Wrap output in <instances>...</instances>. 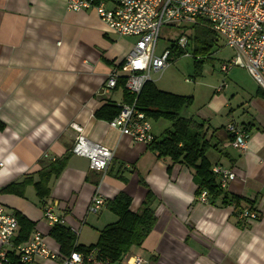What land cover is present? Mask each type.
Segmentation results:
<instances>
[{
	"label": "crops",
	"instance_id": "0c3cea01",
	"mask_svg": "<svg viewBox=\"0 0 264 264\" xmlns=\"http://www.w3.org/2000/svg\"><path fill=\"white\" fill-rule=\"evenodd\" d=\"M67 3L0 0V203L6 211L24 215L34 230L46 235L50 248L59 251L43 218L46 207L57 204L56 212L66 226L80 228L78 243L90 246L97 243L101 230L119 219L107 202L125 193L133 213L150 201L156 224L141 247L131 248L114 264H127L133 257L142 259V264H264V91L244 69L223 72L234 51L221 63L225 77L221 83L234 81L231 76L237 70L250 76L256 90L243 105V116L234 118L233 99L215 87L197 113H192L193 96V105L186 109L189 114L183 117L203 125L207 140L217 145L207 153L213 167L236 173L225 193L253 204L241 202L240 208L252 207L259 215L249 223L241 222L239 209L224 206L221 198L199 202L194 172L188 167L158 158L148 145L134 142L96 117L106 104H129L119 83L104 96L98 93L114 67L125 77V60L135 40L129 43L130 38L119 37L95 11L72 12ZM73 123L88 139L114 152L106 174L91 170L87 159L73 155L61 175L51 179L47 198L40 199L32 184L23 197L1 192L27 178L36 183L41 159L55 160L70 151L77 136L70 127ZM230 123L247 130L246 152L229 145ZM153 133L158 137L154 125ZM95 194L106 203L98 214H91L88 206Z\"/></svg>",
	"mask_w": 264,
	"mask_h": 264
},
{
	"label": "built area",
	"instance_id": "2783aa9c",
	"mask_svg": "<svg viewBox=\"0 0 264 264\" xmlns=\"http://www.w3.org/2000/svg\"><path fill=\"white\" fill-rule=\"evenodd\" d=\"M67 9L72 12L95 11L115 34L135 40L125 60V88L130 95L139 96L153 74L163 73L170 67V49H165L162 55L156 52L164 26L176 29L201 26L212 30L235 53L223 66V72L228 74L235 67L244 69L264 91V0H68ZM192 34L180 42L181 49H186ZM189 54L186 52L185 55ZM122 76L119 68L114 67L103 81L98 95L104 96L114 89ZM226 87L227 83L223 81L217 91L221 92ZM118 107L120 113L108 121L111 129L136 143L149 145L155 140L153 123L138 111L136 101ZM70 127L77 132L71 153L87 159L91 170L106 174L113 162L114 152L104 144L88 139L79 125L73 123ZM226 132L230 135L229 145L232 148L247 151L249 136L243 127L230 123ZM212 171L223 190L237 177L234 171L219 165L214 166ZM197 200L208 204L207 192L203 191ZM105 203L103 196L95 194L88 213L98 214ZM57 206L49 205L43 212V218L51 228L66 226L65 218L56 212ZM258 219V213L251 207L239 212V220L243 223ZM18 229L15 214L7 212L0 203V264H109V261L100 259L95 250L88 253L73 250L67 256H60L59 251L50 248L46 235L38 230H34L23 243L15 244ZM70 231L79 238L80 228H70ZM142 263L143 260L137 257L127 259V264Z\"/></svg>",
	"mask_w": 264,
	"mask_h": 264
},
{
	"label": "trees",
	"instance_id": "16d2710c",
	"mask_svg": "<svg viewBox=\"0 0 264 264\" xmlns=\"http://www.w3.org/2000/svg\"><path fill=\"white\" fill-rule=\"evenodd\" d=\"M191 28L194 30V34L189 37L186 49H181L175 45L173 51L170 50V52L171 54L175 53L178 58L186 54L187 47L193 48V58L196 68L199 70L201 67H197V65L199 66L204 58L198 60L196 57L210 56L216 46L217 38L212 30L205 27L193 26ZM170 57L169 62L172 64L173 61L170 60ZM119 67L124 69V64ZM126 80V76L122 77L118 83L123 88L127 103L132 104L136 101L138 111L143 112L152 123L161 120L171 123V128L166 130L163 135L155 137V140L148 145V149L156 153L160 159H170L172 163H182L192 170L198 185L196 196L206 191L209 201L214 202L221 198L224 206H235L239 211L243 209L240 208L242 201L253 207V204L243 197L233 196L229 198L225 190L221 188L217 176L212 171L213 165L207 157L208 151L212 148L217 149V145H212L207 140V133L203 125L198 124L192 118L182 116L181 113L193 105V96L163 92L152 81H148L144 84L139 96L135 97L130 95L125 88ZM119 113L120 107L115 104H106L96 113V117L110 121ZM70 151L55 160L41 159L38 172L39 180L36 183L27 178L20 184H13L2 189L1 192H15L23 197L26 186L32 184L40 199L47 198L50 193L49 183L51 179L61 175L68 160L73 156ZM150 203V201H146L140 212L133 213L130 211L131 198L125 193H120L115 199L108 201L107 208L119 219L116 223L101 230L97 243L90 246L79 244L77 236L67 226L55 225L51 228L49 236L59 246L60 256H67L73 250L82 253L95 250L100 259L109 261V264H114L128 255L131 248L141 247L154 229L156 216ZM14 214L18 219L20 228L14 242L20 244L30 237L35 225L21 213L16 212ZM76 242L77 245L75 246Z\"/></svg>",
	"mask_w": 264,
	"mask_h": 264
},
{
	"label": "rangeland",
	"instance_id": "374dc122",
	"mask_svg": "<svg viewBox=\"0 0 264 264\" xmlns=\"http://www.w3.org/2000/svg\"><path fill=\"white\" fill-rule=\"evenodd\" d=\"M184 32H187L186 36ZM191 32L194 33V30L190 27L176 29L164 26L160 33L156 50L157 54L162 55L163 51L167 48L173 51L174 46H179L180 42L184 38H187ZM127 41L129 43L134 42L131 38ZM223 46L225 44L221 39H218L210 56H197L200 59L204 58V61L199 66L197 65V67H201L199 70H197L193 58V48L187 47L185 51L191 55H184L178 58L172 52L173 54H171L170 60L173 62L171 66L163 73L153 74L151 81L161 90L186 96H194L195 103L192 106V113H197L207 103L209 96L213 93V88L219 87L221 81L225 79L223 73L220 71L221 63L224 60L230 59L233 55V50L223 48ZM233 75L231 78L234 81L226 80L228 87L225 88L224 93L228 94L230 99H233L232 108L235 113L234 118L239 120L240 116H243L244 113L243 105L247 104L248 98L254 93L256 86L253 84L250 76L243 70H237ZM227 78H229L228 75ZM235 79L238 80V85L235 83ZM187 80L191 83L186 82ZM119 95L114 94L113 98L118 100L120 99ZM187 111L184 110L182 116L188 115L189 113ZM153 125L158 136L163 135L164 130L171 128V123L165 120L154 122ZM211 153L214 152L212 151Z\"/></svg>",
	"mask_w": 264,
	"mask_h": 264
}]
</instances>
